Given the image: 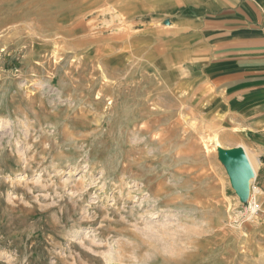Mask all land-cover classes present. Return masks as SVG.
<instances>
[{
    "label": "rangeland",
    "instance_id": "374dc122",
    "mask_svg": "<svg viewBox=\"0 0 264 264\" xmlns=\"http://www.w3.org/2000/svg\"><path fill=\"white\" fill-rule=\"evenodd\" d=\"M176 29L130 0H0V264H264L255 176L240 192L230 170L243 142Z\"/></svg>",
    "mask_w": 264,
    "mask_h": 264
},
{
    "label": "crops",
    "instance_id": "0c3cea01",
    "mask_svg": "<svg viewBox=\"0 0 264 264\" xmlns=\"http://www.w3.org/2000/svg\"><path fill=\"white\" fill-rule=\"evenodd\" d=\"M174 23L215 94V114L254 156L264 204V0H130ZM242 145V143H240Z\"/></svg>",
    "mask_w": 264,
    "mask_h": 264
},
{
    "label": "bare ground",
    "instance_id": "6f19581e",
    "mask_svg": "<svg viewBox=\"0 0 264 264\" xmlns=\"http://www.w3.org/2000/svg\"><path fill=\"white\" fill-rule=\"evenodd\" d=\"M84 21V20H83ZM77 23V22H76ZM92 24H93V21H92ZM73 29H71L70 31H69V33H71V34H76L77 32H75L76 30H79L81 33H84V31H86V30H92L91 29V26L90 25H88V24H85L84 22H78V24L76 25H74V27H72ZM94 28V27H93ZM127 32L126 33H128V35H129V33H130V35L132 36V34L133 33H131L129 30H126ZM55 35H57V37L59 36V37H61L63 40H66L67 41V39H66V36H68L67 34L65 35V34H63L61 31H57L56 33H55ZM92 35V34H91ZM89 36V37H86V36H83V38H85V41L86 42H92V41H95V40H99V39H101V38H96V36L95 37H93V36ZM94 35V34H93ZM96 35V34H95ZM29 36V35H28ZM123 37H126V36H123ZM90 38V39H89ZM53 39L55 40V42L56 43H60V41H58L56 38H54L53 37ZM128 39V38H127ZM60 40V39H59ZM76 40V39H75ZM50 41V40H49ZM65 41V42H66ZM73 41V40H72ZM128 42V41H127ZM48 43H50V42H48ZM120 43V42H119ZM51 44H53V43H51ZM73 44V43H72ZM56 45V44H55ZM61 45H63V44H61ZM57 46V45H56ZM124 47V46H123ZM120 48V47H119ZM124 49V48H123ZM60 49L57 47V49H54V52L53 53H56L54 56H55V59H58L59 58V56L57 55L60 51H59ZM97 50V49H96ZM120 50H122V49H120ZM102 52V51H101ZM128 52H130V51H128ZM131 52H132V50H131ZM137 52H139L138 50H137ZM70 53V52H69ZM130 54V53H129ZM132 54V53H131ZM64 55V54H63ZM71 55V54H70ZM122 55V54H121ZM119 56V55H118ZM117 57V56H116ZM131 57V56H130ZM99 62V61H98ZM101 70V71H100ZM100 74H101V79H103V87L101 88V89H99V91L97 92V94H96V100H98V101H102L103 100V98L106 96V95H108V93L112 90V87L113 88H115L114 87V83H112L111 82V79L108 77V75H107V73H106V69H105V66H104V64L102 63V64H100L99 65V71H98ZM116 85V84H115ZM192 92V91H191ZM112 99V98H111ZM113 103V102H112ZM147 103V102H146ZM99 104V103H98ZM147 105V104H146ZM153 106V108L151 109V114H149L147 117H148V124L147 125H144V122H143V124H142V128H141V132H145V133H147V134H151V135H153L152 136V139H151V141L153 142V143H161V142H163L164 141V136L163 135H160V134H158V132H157V123H158V117L157 116H155L156 114H162V112H163V110L161 109V107L159 106V107H156V105H152ZM182 110V109H181ZM182 115V114H181ZM181 115H179V116H181ZM159 116V115H158ZM183 118H184V116H183ZM182 118V119H183ZM162 119V118H161ZM132 119H130V121H131ZM176 120V119H175ZM207 137V136H206ZM215 142H214V144L212 145V146H210V144H209V142L206 140V138L204 137V139L202 140V149H203V154H205V156L207 157V155H209L210 153H211V147H212V149L213 150H216V152H218V153H220V150H224L225 149V147H224V145L222 144V142L218 139V137L216 136L215 137ZM211 143V142H210ZM238 146H240V147H242L243 149H244V153H245V156H246V160H247V164H248V167H249V175L247 176L248 178L250 177V174H253L252 176L254 177V176H256V173H257V171H256V164L254 163V161L252 160V158L249 156V154L247 153V151L245 150V148L240 144V145H238ZM226 151V150H225ZM224 151V152H225ZM209 157V156H208ZM251 176V177H252ZM248 178H247V182H248ZM253 179V178H252ZM249 180H250V178H249ZM250 182V181H249ZM246 184H248V183H246ZM216 186V185H215ZM249 189V188H248ZM259 190V189H258ZM260 191V190H259Z\"/></svg>",
    "mask_w": 264,
    "mask_h": 264
},
{
    "label": "water",
    "instance_id": "95a60500",
    "mask_svg": "<svg viewBox=\"0 0 264 264\" xmlns=\"http://www.w3.org/2000/svg\"><path fill=\"white\" fill-rule=\"evenodd\" d=\"M231 175L234 185L240 192L246 191V180L249 175V167L247 164L244 151L240 148L232 154ZM253 174H250L252 176Z\"/></svg>",
    "mask_w": 264,
    "mask_h": 264
},
{
    "label": "built area",
    "instance_id": "2783aa9c",
    "mask_svg": "<svg viewBox=\"0 0 264 264\" xmlns=\"http://www.w3.org/2000/svg\"><path fill=\"white\" fill-rule=\"evenodd\" d=\"M261 210L260 204L250 198V200L245 204L243 212H240L238 220H240L241 223L250 221L255 217V215L261 212Z\"/></svg>",
    "mask_w": 264,
    "mask_h": 264
}]
</instances>
